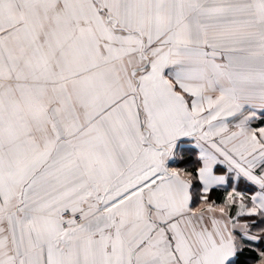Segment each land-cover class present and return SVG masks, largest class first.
Listing matches in <instances>:
<instances>
[{
  "label": "snow or ice",
  "instance_id": "snow-or-ice-1",
  "mask_svg": "<svg viewBox=\"0 0 264 264\" xmlns=\"http://www.w3.org/2000/svg\"><path fill=\"white\" fill-rule=\"evenodd\" d=\"M0 264H264V0H0Z\"/></svg>",
  "mask_w": 264,
  "mask_h": 264
}]
</instances>
